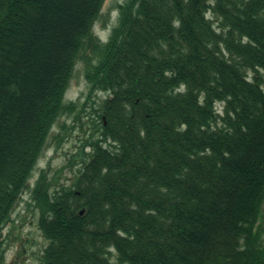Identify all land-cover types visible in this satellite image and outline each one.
Masks as SVG:
<instances>
[{"label":"trees","instance_id":"obj_1","mask_svg":"<svg viewBox=\"0 0 264 264\" xmlns=\"http://www.w3.org/2000/svg\"><path fill=\"white\" fill-rule=\"evenodd\" d=\"M104 1L0 0V264L25 192L40 264H264V0H125L101 42ZM98 92L71 182L31 184Z\"/></svg>","mask_w":264,"mask_h":264},{"label":"rangeland","instance_id":"obj_2","mask_svg":"<svg viewBox=\"0 0 264 264\" xmlns=\"http://www.w3.org/2000/svg\"><path fill=\"white\" fill-rule=\"evenodd\" d=\"M125 0H105L101 18L96 22V34L102 39L109 35L111 26L114 24L117 15L116 5ZM88 91V84L83 77V67L81 62L76 65L73 77L70 81L66 93V101H72L78 107L85 102ZM105 97L104 93H97L90 97V101L85 105L83 113L80 114L81 123L74 122L73 115L63 116L55 125L48 138L46 150L41 156L36 166L34 175L30 180L33 184L41 169H46L48 180L56 178L57 184H69L75 168H68V159L72 155L76 156V163L79 160L80 148L86 142L96 139L97 122L95 114L92 112L97 108V104ZM65 123L67 127L65 140L58 147L55 146L54 135L60 130V126ZM75 123V124H74ZM73 125V130L69 128ZM69 130V131H68ZM29 194L25 192L17 204L12 214L14 225H8L3 233L9 237L5 242V258L2 264H40V256L46 242L42 238L36 226L37 212L28 208Z\"/></svg>","mask_w":264,"mask_h":264}]
</instances>
